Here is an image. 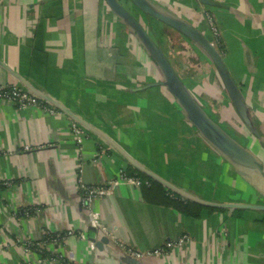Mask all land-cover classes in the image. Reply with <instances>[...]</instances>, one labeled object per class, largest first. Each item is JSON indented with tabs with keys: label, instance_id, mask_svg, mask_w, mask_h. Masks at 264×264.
I'll return each instance as SVG.
<instances>
[{
	"label": "crops",
	"instance_id": "0c3cea01",
	"mask_svg": "<svg viewBox=\"0 0 264 264\" xmlns=\"http://www.w3.org/2000/svg\"><path fill=\"white\" fill-rule=\"evenodd\" d=\"M153 1L211 41L207 16L214 21L240 110L193 42L125 3L262 173L250 182L200 136L105 0H0V86L30 91L24 80L56 102L43 100L45 110L0 101V264H64L70 255L82 264H264V210L203 209L191 217L122 184L93 202L105 232L90 225L80 186L132 167L112 143L203 200L264 205V0ZM169 31L185 39L180 52L162 38ZM72 122L84 131L80 145ZM182 236L184 243H173ZM26 241L34 246L25 248ZM118 244L162 253L134 259Z\"/></svg>",
	"mask_w": 264,
	"mask_h": 264
},
{
	"label": "water",
	"instance_id": "95a60500",
	"mask_svg": "<svg viewBox=\"0 0 264 264\" xmlns=\"http://www.w3.org/2000/svg\"><path fill=\"white\" fill-rule=\"evenodd\" d=\"M206 3H211L209 0H202ZM107 6L110 8L113 15L127 27L129 32L136 38L138 43L144 48L147 54L155 62L159 73L161 75V84L172 95L176 104L179 106L185 119L191 123L200 136L216 150L234 170L245 177L250 182L255 183V177L262 173L261 169L256 163V158L247 148L241 146L223 128L212 120L206 111L203 109L195 95L186 87L181 79L176 74L170 61L166 57L164 51L158 45L148 32L144 29L141 23L133 16V14L126 7L125 3H131L142 13L170 26L177 30L191 42H193L212 62L217 70L224 88L238 110L242 108L241 93L236 86L225 62L222 54L217 46L209 40L200 30L191 25L186 20L170 12L166 8L160 6L153 0H105ZM21 79L16 73H14ZM22 80V79H21ZM32 93L48 101L49 103H56L47 93L41 92L31 86L28 82L22 80ZM58 107L66 113L72 115L73 113L63 105ZM75 117V116H74ZM75 121H77L75 119ZM78 122V121H77ZM113 148L118 151L125 160L136 170L146 174L151 179L162 184L166 189L176 193L177 195L189 201L199 203L204 206L215 208H247L264 210V205L236 203V202H214L203 200L194 194H191L158 176L151 170L142 166L139 162L131 158L125 153L120 146L115 143L111 144ZM255 180V182H254ZM104 241V240H102ZM102 241L97 245L101 247ZM94 242V241H93ZM95 245V242H94ZM135 259V258H134Z\"/></svg>",
	"mask_w": 264,
	"mask_h": 264
},
{
	"label": "built area",
	"instance_id": "2783aa9c",
	"mask_svg": "<svg viewBox=\"0 0 264 264\" xmlns=\"http://www.w3.org/2000/svg\"><path fill=\"white\" fill-rule=\"evenodd\" d=\"M207 22L208 26L212 32L213 40L212 42L218 46L219 45V31L216 27L214 21L207 16ZM8 101L12 103L13 105L20 107V108H26L28 106H37L43 104V99L35 95L29 90L22 89L16 85L14 86H8L3 85L0 86V101ZM44 108L45 106L42 105ZM48 108H45L47 110ZM71 131L73 133V136L75 138V141L78 145H80L83 141L84 137V131L83 129L76 123L72 122L71 124ZM142 183L149 184L147 180L143 181L141 180L137 175H129L127 174L125 169H122L118 172L117 176L115 178H112L108 180L106 183L103 184H93V185H81V203L87 212V214L90 216V225L101 229L103 232H105L104 226L101 224L100 220L97 218L95 210L93 209V202L94 200L103 195L111 194L116 186L122 185V184H133L136 186H140ZM172 196V193H170ZM187 240L186 236H182L178 238L176 241H174V244H182ZM173 243H170L169 245H172ZM31 241L24 242L25 248H29L33 245ZM38 245V244H36ZM91 245H94V242H91ZM129 256L135 259L145 258L147 256H153V255H159L162 253V249H153V250H135L132 247H127L122 244H118ZM64 264H82L77 263L72 257V255L69 256L67 261L64 262Z\"/></svg>",
	"mask_w": 264,
	"mask_h": 264
},
{
	"label": "trees",
	"instance_id": "16d2710c",
	"mask_svg": "<svg viewBox=\"0 0 264 264\" xmlns=\"http://www.w3.org/2000/svg\"><path fill=\"white\" fill-rule=\"evenodd\" d=\"M217 48L219 49V51H221L220 46H217ZM127 174L137 175L141 180L143 181L147 180L149 182L148 185L144 183L140 185L141 191L145 198L152 199L153 201H159V203L173 207L174 209L185 215L191 217H198L203 209H207L210 211L224 210V208L204 206L199 203L184 199L181 196L177 195L176 193L169 191L162 184L156 182L146 174L136 170L133 167L128 168ZM170 193H172V196L170 195ZM239 210L241 209H235L234 211L238 213Z\"/></svg>",
	"mask_w": 264,
	"mask_h": 264
},
{
	"label": "rangeland",
	"instance_id": "374dc122",
	"mask_svg": "<svg viewBox=\"0 0 264 264\" xmlns=\"http://www.w3.org/2000/svg\"><path fill=\"white\" fill-rule=\"evenodd\" d=\"M169 30V29H167ZM218 30V29H217ZM170 33H168L167 35L165 34H161L162 38L166 41V43L169 46H174L173 50L176 51H181L182 50V44H186L183 42H186L185 39H180V37L178 35H176V33H174L173 31H169ZM168 39V40H167ZM156 41V40H155ZM189 46V45H188ZM163 50L165 51L164 47ZM187 52V51H186ZM166 54V51H165ZM167 55V54H166ZM168 57V55H167ZM198 93V92H197ZM206 111L208 112V114L222 127L224 128L229 134H231L232 136L236 137L235 134V130L232 129V126L229 124V122H227L226 119H221L219 116L215 115L214 112H211L210 109L205 108ZM237 138V137H236ZM242 142H244V140H242L241 138H239Z\"/></svg>",
	"mask_w": 264,
	"mask_h": 264
}]
</instances>
